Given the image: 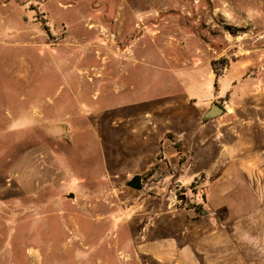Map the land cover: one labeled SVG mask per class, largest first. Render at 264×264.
I'll return each instance as SVG.
<instances>
[{
    "label": "rangeland",
    "instance_id": "374dc122",
    "mask_svg": "<svg viewBox=\"0 0 264 264\" xmlns=\"http://www.w3.org/2000/svg\"><path fill=\"white\" fill-rule=\"evenodd\" d=\"M0 264H264V0H0Z\"/></svg>",
    "mask_w": 264,
    "mask_h": 264
},
{
    "label": "water",
    "instance_id": "95a60500",
    "mask_svg": "<svg viewBox=\"0 0 264 264\" xmlns=\"http://www.w3.org/2000/svg\"><path fill=\"white\" fill-rule=\"evenodd\" d=\"M225 112V107L218 101H215L211 104V107L205 112L204 118L211 119L221 116ZM144 177L140 173L134 174L131 179L127 180L126 185L140 190L143 188ZM203 215H207L208 212L206 209L203 208L202 210Z\"/></svg>",
    "mask_w": 264,
    "mask_h": 264
},
{
    "label": "flooded vegetation",
    "instance_id": "af4514ba",
    "mask_svg": "<svg viewBox=\"0 0 264 264\" xmlns=\"http://www.w3.org/2000/svg\"><path fill=\"white\" fill-rule=\"evenodd\" d=\"M221 103V102H220ZM222 104V103H221ZM223 105V104H222Z\"/></svg>",
    "mask_w": 264,
    "mask_h": 264
}]
</instances>
